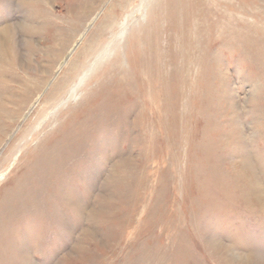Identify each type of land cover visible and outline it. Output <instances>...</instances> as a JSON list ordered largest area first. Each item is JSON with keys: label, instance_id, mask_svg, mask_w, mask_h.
<instances>
[{"label": "rangeland", "instance_id": "374dc122", "mask_svg": "<svg viewBox=\"0 0 264 264\" xmlns=\"http://www.w3.org/2000/svg\"><path fill=\"white\" fill-rule=\"evenodd\" d=\"M171 2L0 0V264L264 257V0Z\"/></svg>", "mask_w": 264, "mask_h": 264}, {"label": "bare ground", "instance_id": "6f19581e", "mask_svg": "<svg viewBox=\"0 0 264 264\" xmlns=\"http://www.w3.org/2000/svg\"><path fill=\"white\" fill-rule=\"evenodd\" d=\"M171 1V0H170ZM175 2V0H172V2L171 3H174ZM175 4V3H174ZM148 5V4H147ZM146 5V6H147ZM89 8V7H88ZM169 20L171 21V17H169ZM2 32H0V38L2 39L1 40V44L3 43V38H6L7 36L9 37L10 36V34H11V26L10 25H4L3 27H2V30H1ZM83 32V31H82ZM82 34H85V33H81L80 35H82ZM74 46H72L71 47V49H70V51H69V53L68 54H66V56L67 55H70V54H72L73 53V51H74ZM4 51V50H3ZM10 52V51H9ZM7 53V52H6ZM63 62H67V60L66 61H63ZM8 65V64H7ZM224 74V73H223ZM222 79L223 80H225V76L224 75H222ZM28 86V85H27ZM3 96V95H2ZM1 97V96H0ZM2 98V97H1ZM0 98V99H1ZM1 102V101H0ZM2 105V104H1ZM4 107V106H3ZM31 107V106H30ZM6 110V109H5ZM4 111V110H3ZM5 113V112H4ZM27 116V114H25V117ZM3 128V127H2ZM1 130V129H0ZM4 131V130H3ZM2 132V131H1ZM11 136V135H10ZM12 138V137H11ZM10 141V140H9ZM242 165L244 166V168H246V169H248V173L247 174H245V178L246 179H248L249 181H248V183L249 184H251L250 185V193L248 194L249 195V197H250V195H251V197L259 204V207L261 206L262 207V209L264 210V190L262 189V186H261V181H260V179H259V177H258V175H256V174H252L253 173V170H252V164H251V158H248L247 156L246 157H244L243 159H242ZM257 169V168H256ZM252 171V172H251ZM249 176V177H248ZM213 243H211V244H213V246L218 250V248H224V249H231V250H234V248L233 247H227V246H225V244L222 242V241H220V240H218L216 237L215 238H212V239H210ZM211 247V246H210ZM249 251V250H248ZM237 254V253H236ZM244 254V253H243ZM244 256L246 257V259L248 260V261H250L249 263H252V264H264V257L263 256H261L260 257V255L257 253V252H255L253 249L251 250V251H249L248 253H246V254H244Z\"/></svg>", "mask_w": 264, "mask_h": 264}]
</instances>
